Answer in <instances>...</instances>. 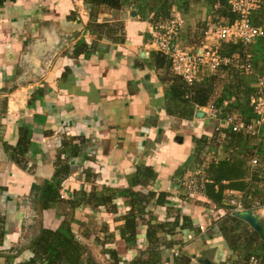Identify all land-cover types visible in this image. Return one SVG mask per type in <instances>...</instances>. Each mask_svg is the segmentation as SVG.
<instances>
[{"label":"crops","instance_id":"1","mask_svg":"<svg viewBox=\"0 0 264 264\" xmlns=\"http://www.w3.org/2000/svg\"><path fill=\"white\" fill-rule=\"evenodd\" d=\"M214 5L209 0H122L120 10L98 15L99 22L124 24L126 38L117 42L98 38L89 29L91 8L85 0L0 3V264H47L37 257L34 241L43 229L64 231V224L87 250L90 262L82 264H115L104 248L115 249L120 264L147 259L146 223L139 224L133 241L120 235V218L132 209L135 218L149 215L153 224L173 221L177 213L191 218V227L178 226L174 235H167L173 244L156 248L159 264H175L181 253L190 256V264H220L230 256L220 223L228 212H235L226 208L231 209L227 200L232 191L245 202L250 197L247 189L227 186L217 202L207 194L206 169L208 181L196 198L187 199L183 186L185 178L203 167L194 154L193 138L211 137L219 120L209 117L206 109L204 117H197L196 109L192 119L169 114L164 85L149 65L157 50L151 33L159 21H152L157 10H168L163 22L173 14L180 16L178 39L186 47V34L205 27L211 15L229 22L214 13ZM259 25L264 28L261 11ZM86 45H95L88 54ZM248 48L256 66L249 77L256 85L264 72V37ZM21 139L27 141L26 166L12 157ZM219 149L210 146L208 151L221 160L226 155ZM60 157L69 167L60 186L61 200L42 208L33 185L56 183ZM144 166L152 167L156 176L147 184H135ZM259 186L264 193L261 174ZM94 189L99 195L109 194L108 189L120 192L104 205L90 196ZM131 192L150 200L142 212ZM160 192L167 193L166 205L157 203ZM256 213L264 221V211ZM158 234L165 237L163 231Z\"/></svg>","mask_w":264,"mask_h":264},{"label":"trees","instance_id":"2","mask_svg":"<svg viewBox=\"0 0 264 264\" xmlns=\"http://www.w3.org/2000/svg\"><path fill=\"white\" fill-rule=\"evenodd\" d=\"M7 0H0L3 4ZM16 1V0H11ZM91 8L88 27L91 31L98 34V38L108 37L113 41H124L125 27L122 22L98 21V15L105 10H120L122 8V0H85ZM218 3V8H215L216 14L220 17H226L229 22L235 20L238 15L231 10L227 0H209V4L214 5ZM169 7V2H166ZM170 7L168 8V10ZM161 12L157 10L152 17V21L158 20L162 22L167 17L163 14L168 12ZM256 11H258L256 13ZM260 11L264 14V5L260 9L252 12V23L260 24ZM255 12V13H254ZM254 13V14H253ZM170 16V15H169ZM168 16V17H169ZM216 19V18H215ZM218 20V19H216ZM157 24V22H155ZM205 27L200 26L199 29L188 32L185 37L186 47H191L192 50L198 48L203 37ZM176 42V41H175ZM180 42V38H179ZM182 42V41H181ZM180 42V44H181ZM95 45H86V52L93 50ZM182 46V44H181ZM251 46V45H250ZM184 47V46H182ZM184 47V48H186ZM190 49V48H189ZM222 55L231 57L235 51L243 53L244 46L240 41L236 42H222L219 47ZM77 51V50H75ZM152 59L149 62L151 67L157 71V75L164 85L166 95V107L169 114L178 116L184 119H192L195 110L199 107L213 106L223 110V114L229 113L238 120L252 121L258 115L254 110V105L251 102L253 95H256L258 88L252 83L249 77L252 73H243L241 69L235 65H221L216 72L209 71L207 68H202L201 72L189 83L182 76L177 75L171 68V60L169 56L163 54L159 50H154L151 55ZM255 61L253 60V69L255 70ZM263 73L264 72H260ZM259 73V74H260ZM220 84V86H219ZM220 88V90H217ZM227 101V104L224 103ZM196 110V111H197ZM215 129L213 135H202L194 137L195 144L194 154L200 158H207V164L201 159L202 168L207 172L210 182L208 183V196L220 202L223 197L224 190L228 187L247 189L249 198L246 199L244 205L246 208L260 205L263 202L264 193L260 191V174L264 176V140L250 136L243 132H234L231 130L229 124L221 122ZM264 128V126H263ZM23 139V138H22ZM20 140L19 146L13 149V159L20 165L26 166L25 151L27 150V141ZM26 142V144H24ZM212 146L216 149L221 148L225 152L226 157L217 160V153H209L208 148ZM242 152L236 151L238 148ZM236 153H233V152ZM257 156L258 164L253 166L250 162L251 158ZM62 157V156H61ZM58 159L61 165L56 171L58 180L56 183H50L45 180L43 184H34L33 189L39 191L38 201L42 208L50 207V204L55 201H60V186L62 179L69 173L68 166L64 165L63 159ZM67 163V162H65ZM58 164V165H59ZM246 175L250 176V180H245ZM156 172L152 167H141L135 177V184H147L153 180ZM230 181V184H222V180ZM185 180V179H184ZM219 184L218 189L215 185ZM109 194L99 195L98 191L94 189L90 196L95 200L96 204L107 205L112 201L120 191L108 189ZM111 192H114L113 194ZM136 199L137 211L142 212V209L150 201L148 197L141 192H131ZM136 193V194H135ZM185 198V196H184ZM187 198V196H186ZM188 199V198H187ZM157 203L166 205L168 203L167 193L160 192ZM221 205V204H220ZM225 207L224 205H222ZM113 208V207H111ZM228 210L229 207H226ZM135 209H132L126 215L120 218L124 222L119 226L120 235L127 241H133L138 233L139 224L146 223L147 239L149 240V257L147 259L138 257L135 264H159L161 263V256L159 254V246L161 244H173V240H168L167 235H174L178 226L182 229L191 227V218L187 215L177 213L173 221H156L151 223V216L146 218H135ZM141 220L139 222L138 220ZM220 229L225 236L228 246L232 249V253L240 256H248L251 253H259L264 255V239L257 233V231L250 226V224L229 212L222 217ZM65 225L64 231L43 229L38 238L34 241V249L38 258H41L47 264H82L84 261L90 262V257L84 254L87 252L86 248L75 238L71 228ZM158 231H163L165 237H160ZM111 239L109 236L104 237V242L109 243ZM256 245V246H255ZM104 247V246H102ZM110 256L115 259V264H120L118 252L115 249L106 250ZM60 259V261L58 260ZM175 264H190L191 258L185 253L175 256ZM57 261V262H56ZM131 263V264H133ZM220 264H226L225 261Z\"/></svg>","mask_w":264,"mask_h":264},{"label":"built area","instance_id":"3","mask_svg":"<svg viewBox=\"0 0 264 264\" xmlns=\"http://www.w3.org/2000/svg\"><path fill=\"white\" fill-rule=\"evenodd\" d=\"M227 1L231 10L236 12L238 17L231 22H222L211 15L206 24L200 45L194 50L182 47L179 42L178 37L183 26L180 16L173 14L167 20L157 23L152 28L153 44L157 50L169 56L173 72L182 76L189 83L201 72L202 68L205 67L209 71L216 72L222 64L235 65L246 74L254 73V52L248 47L256 39L264 37V28L252 23L251 15L254 10L264 5V0ZM214 7L218 8V3ZM222 41H240L244 46L243 53H238L231 57L222 55L219 49L220 46L217 45L218 42ZM256 88H258V91L251 98V102L258 116L252 121L238 120L235 118L236 116L229 113L223 114L222 109L213 106L199 107L198 109H206L209 117L219 120V125L221 122H226L234 132L247 133L258 139L262 137L264 140V74L262 73L258 74ZM217 90H220V88H217ZM224 103L227 104V101H224ZM218 126L216 129L219 128ZM243 148L240 147L237 150L242 152L241 149ZM250 162L253 166H256L259 159L254 156ZM207 181L204 169L199 167V169H196L190 176L185 178L183 182L185 195L189 199L196 198L204 191ZM227 203L230 205V212L232 213L247 209H252L255 212L260 211V209L264 210V200L263 204L261 206L258 205L257 208H246L242 201V196L236 195L234 191L229 196ZM201 228L203 229V226ZM225 262L226 264H264V255L251 253L248 256H240L231 253Z\"/></svg>","mask_w":264,"mask_h":264},{"label":"water","instance_id":"4","mask_svg":"<svg viewBox=\"0 0 264 264\" xmlns=\"http://www.w3.org/2000/svg\"><path fill=\"white\" fill-rule=\"evenodd\" d=\"M197 117H204L205 111L204 110H197L196 111ZM234 216L248 222L252 228H254L257 233L264 239V221L262 217L254 212L253 210H243V211H235L233 213ZM203 264H212L208 260L201 261Z\"/></svg>","mask_w":264,"mask_h":264},{"label":"rangeland","instance_id":"5","mask_svg":"<svg viewBox=\"0 0 264 264\" xmlns=\"http://www.w3.org/2000/svg\"><path fill=\"white\" fill-rule=\"evenodd\" d=\"M205 28H206V25H205ZM256 86V85H255ZM216 120H218V119H216ZM202 159V158H201ZM206 164H207V162H206V160H207V158H203L202 159ZM262 211H264V210H262ZM256 246V245H255Z\"/></svg>","mask_w":264,"mask_h":264}]
</instances>
